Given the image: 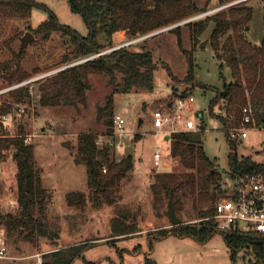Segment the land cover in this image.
I'll return each mask as SVG.
<instances>
[{
    "label": "rangeland",
    "instance_id": "rangeland-1",
    "mask_svg": "<svg viewBox=\"0 0 264 264\" xmlns=\"http://www.w3.org/2000/svg\"><path fill=\"white\" fill-rule=\"evenodd\" d=\"M36 1L54 11L61 23L83 36L87 35V28L82 18L70 12L67 0ZM197 2L200 7L208 6L200 13L171 25L203 15L228 3H218V0H197ZM236 5L253 8L251 20L239 26L236 33L251 45H259L263 37L262 0H248ZM229 7L232 6L212 11L211 14L227 11ZM207 15L179 25V29L171 30L176 26L135 42L137 45L132 49L146 45L157 63V68L153 72V89L135 90L116 97L113 115L120 116L124 124L120 133L115 129L117 131L115 135L112 134L113 121L108 126L104 118L100 117L99 108L104 105L110 93L108 79L102 74L91 72L87 74L83 98L73 97L50 106L39 103L40 85L69 65L71 62L67 59L72 57V46L68 37L63 36L59 31L40 27L47 14L43 10L33 9L26 17L0 15V106L10 105L9 112L4 114L7 119L2 118L4 123L0 133L15 137L19 129L23 128L25 136H29L28 143L33 147L40 185L42 188H47L51 195L45 210V221L50 229L58 232L56 241H61L62 246H69L92 238H100L83 251V257L87 261L95 264H259L254 258L252 248L236 251L234 261L231 262L229 249L220 232L214 233L203 244L190 236L180 237L169 234L165 237H156L160 232L175 226L171 225L166 214L168 202L163 197L158 201L155 200L150 183L155 173H180L183 169L171 158L170 150L174 133L165 139L164 134L156 131L153 126L154 111L166 110L168 103H173L181 96L193 95L195 113L185 114L197 123L198 131L194 133L201 135L200 142L206 155L215 161L217 170L221 173L222 190L217 192V200L228 195L234 184L229 175V146L221 122L217 119L218 115H224L223 107L226 102L219 100L213 108V113L209 115L208 106L214 92L193 85L201 83L206 88L221 90L224 82L233 81L231 68L222 59L228 55L224 54L222 48L227 34L220 37L217 51H214L211 45L212 22H208L204 32L196 39L191 37V25L205 20ZM26 32L33 33L34 40L22 49L20 57V38ZM228 33L234 38L235 34L232 30ZM99 41L106 43L107 39L100 35ZM128 41L131 39L127 31L116 32L111 40L113 45ZM187 52L192 55L194 83L184 80L189 67ZM16 61L28 77L22 81L10 82L7 75L15 71ZM35 77L41 78L27 84L30 101L15 103L12 94L16 89L26 86L18 85ZM262 111L263 109L260 108L258 114L260 115ZM201 118L204 123L202 127H200ZM242 129H247L245 138L237 136ZM86 132L93 133L97 139L98 136L103 137L97 144L99 147L104 146L108 139L121 143L122 148L112 146L111 156L119 161L130 155L133 163L132 169L119 186L109 190L97 204H94L90 197L86 169L79 161V137ZM234 133L233 138L239 142L237 154L251 156L253 160L264 165V123L259 124L257 116L249 124L242 123L241 119ZM155 151L165 157L169 165L164 164L165 160L158 166L154 165ZM13 152L14 149L9 148L0 158V175L6 181V188L2 189L7 194H10L7 188L12 186L9 168L16 169ZM140 164H142L141 172L137 170ZM73 190L76 194L68 199V193ZM82 193L84 196H77ZM14 207L17 208L16 200L8 202L5 209L13 212ZM117 214L134 215L137 231L123 237H112L110 219ZM176 215L184 224L200 221L186 205L176 210ZM210 219L209 217L208 220ZM63 232L67 234L66 240L61 237ZM68 235H71L70 240ZM15 237L13 235L7 237L4 228L0 227V239L6 247L7 256L0 259V264H42L43 261L50 259L44 254L47 248L41 249L39 241L30 242L18 237L15 242ZM40 240L51 243L48 238H40ZM71 264L85 263L79 257Z\"/></svg>",
    "mask_w": 264,
    "mask_h": 264
},
{
    "label": "trees",
    "instance_id": "trees-1",
    "mask_svg": "<svg viewBox=\"0 0 264 264\" xmlns=\"http://www.w3.org/2000/svg\"><path fill=\"white\" fill-rule=\"evenodd\" d=\"M230 1L232 0H218V3ZM262 2L263 37L259 45H251L236 33L239 26L251 20L253 14L251 6L235 5L224 12L210 13L205 20L191 25L192 29H190L191 37L196 39L204 32L208 22H212L213 29L210 37L214 51L219 49L220 37L227 34L222 48L224 54L233 56L230 62H226L231 68L233 81L224 82L221 90L194 83L192 55L189 52L186 54L189 67L184 80L193 82L194 87L211 89L214 92L208 106L209 115L213 113V108L219 100L226 102L223 107L224 115H218L217 119L221 122V128L229 146L228 167L232 179L247 172H264V165L253 160L251 156L237 154L239 142L231 137V131L241 123L240 112L245 104L258 105L259 108L264 109V0ZM67 3L70 12L82 18L87 28V35L83 36L61 23L54 11L36 0H0V15L26 17L33 9L43 10L47 17L40 23V27L59 31L63 36L68 37L72 46V57L67 60L73 63L112 47L111 40L116 32L127 31V35L132 40L189 18L208 6L200 7L197 0H67ZM179 27L171 30L179 29ZM230 30L235 34L234 38L228 33ZM100 35L107 39V45L99 41ZM136 45L137 43L128 44L61 69L57 75L46 79L40 85L39 103L50 106L73 97L83 98L87 74L89 72L102 74L108 79L110 93L104 105L99 108V112L100 117L102 116L105 123L110 126L117 96L135 90L151 91L153 89V72L157 68V63L146 45L132 49ZM22 51L20 49V57ZM14 65L15 71L7 75L10 82L22 81L28 77L18 61ZM28 89L29 85L16 89L12 94L14 102L30 101ZM9 107L10 105L0 106V132L4 123L2 117L9 112ZM256 116L259 124H263L264 121H260V115ZM202 123L203 118H201L200 127ZM0 135V158L9 148L14 149L18 203V210L14 214H3L0 211V227L4 228L7 237L16 236L15 242L18 237H23L30 242L38 243L40 238H48L55 243L58 232L50 229L45 221V210L51 195L40 185L33 147L25 141L24 129L20 128L15 137L1 133ZM194 135V132L173 134L171 158L176 160L183 170L180 173H155L150 187L155 200L158 201L162 197L167 202L172 200L175 211L186 205L200 220L192 224L182 222L170 230L160 232L156 237H165L169 234L180 237L190 236L203 244L216 233L214 222L208 218L214 214L216 194L222 190L221 173L217 170L215 161L206 155L202 142L193 141ZM96 139L93 133L86 132L80 135L78 145L79 161L85 166L87 186L94 204H97L109 190L118 187L133 167L130 155L116 161L111 156L113 147L109 144L99 147ZM73 194L76 193H70L67 198L69 199ZM77 196L81 197L84 194ZM134 218L132 214L113 216L110 219L111 236L123 237L135 233L137 223ZM222 235L229 249L231 262L234 261L236 251L252 248L256 262L264 264V235L255 236L236 232ZM90 244L93 243L85 241L49 252L45 255L50 259L43 261L42 264H71L79 257L85 264H95L83 257V251Z\"/></svg>",
    "mask_w": 264,
    "mask_h": 264
},
{
    "label": "built area",
    "instance_id": "built-area-1",
    "mask_svg": "<svg viewBox=\"0 0 264 264\" xmlns=\"http://www.w3.org/2000/svg\"><path fill=\"white\" fill-rule=\"evenodd\" d=\"M248 0H232L227 4L213 9L216 11L221 8L228 6H233L236 4H241ZM212 11L203 13V15H197L191 19H186L180 23L170 25L164 29L157 30L155 32H162L164 30H169L173 27L185 24L191 20H195L206 14L211 13ZM153 32V33H155ZM152 33L137 37L131 41H128L124 44L113 45L110 48L103 50L95 55L85 57L81 60L75 61L70 65H76L78 63L89 60L98 55L104 54L116 48L135 43L141 39H144L150 36ZM64 68V67H63ZM44 77V76H41ZM41 77H35L29 79L18 86L27 85L35 82ZM16 86V87H18ZM12 89V88H11ZM194 97L189 94L187 96H181L177 98L173 103H168L166 105L167 109L156 110L153 113V126L156 128V131L160 134L170 135L176 132H197V123L189 116H186V112L195 113L193 109ZM259 106L253 104H247L242 108V123L249 124L253 121L254 117L259 113ZM4 120L7 119V116L2 117ZM124 120L120 116H114L113 119V131L112 134H116V130L121 132L123 128ZM200 129V128H199ZM236 129L231 131V137H235ZM237 136L241 138L247 137V129H242ZM31 137V136H30ZM102 136H98L97 144L101 142ZM30 138L25 136V141L28 143ZM116 143V144H115ZM110 146L115 145L117 148H122V144L119 142H114L112 139H108L107 143ZM165 160L159 152L155 151L154 153V165L158 166L162 161ZM165 165H169L168 161L165 160ZM233 188L228 195L221 197L215 203L214 214L210 217L214 222V229L216 232L222 234L227 233H239V234H250L255 236L264 235V172H251L243 173L236 176L233 179ZM2 244V240L0 239ZM6 247L4 244L0 245V259L5 258ZM40 262V261H39Z\"/></svg>",
    "mask_w": 264,
    "mask_h": 264
},
{
    "label": "crops",
    "instance_id": "crops-1",
    "mask_svg": "<svg viewBox=\"0 0 264 264\" xmlns=\"http://www.w3.org/2000/svg\"><path fill=\"white\" fill-rule=\"evenodd\" d=\"M165 139H168V135L167 134H165ZM13 158H14V155H13ZM16 165V164H15ZM141 169H142V164H140V166L138 167V171L139 172H141ZM9 170H10V174H11V180H12V186H9L7 189L10 191V194H7L2 188L4 187V188H6V181H5V179L0 175V187H1V189H0V211L2 212V211H5L6 213H4V212H2L3 214H7V213H12V214H14V213H16L17 212V210H18V203H17V208L16 207H14L13 209H14V211L13 212H9V210H6L5 209V207L7 206V203L8 202H11V201H14V200H16L17 201V182H16V172H17V167H16V169H15V167H10L9 168ZM16 182V183H15ZM43 189H45V190H47L48 191V189L47 188H44L43 187ZM73 192H75L74 190L73 191H70L68 194H70V193H73ZM80 192V191H79ZM67 234L66 233H62V235H61V237L64 239L65 238V240H66V238H67V236H66ZM68 237H69V239L68 240H70V238H71V235H68ZM100 238H92L91 240H88V242H92L93 244L97 241V240H99ZM85 242V241H84ZM83 242V243H84ZM39 244H40V248L42 249L43 247H46L47 249L45 250L46 251V253H44V254H47V253H49V252H52V251H55V250H57V249H60V248H64V247H68V246H62V242L61 241H56L55 243H53L52 244V242L51 243H49V242H47L46 240H40L39 239ZM48 244H50L51 246H48ZM75 244H77V243H75ZM75 244H70L69 246H71V245H75ZM5 258H7V256L5 257ZM12 258V257H11ZM8 259H10V258H8ZM19 260L21 259V258H18Z\"/></svg>",
    "mask_w": 264,
    "mask_h": 264
},
{
    "label": "water",
    "instance_id": "water-1",
    "mask_svg": "<svg viewBox=\"0 0 264 264\" xmlns=\"http://www.w3.org/2000/svg\"><path fill=\"white\" fill-rule=\"evenodd\" d=\"M156 33H160V32H155L152 33L151 35H154ZM34 40V35L31 32H26L21 38H20V48L24 49L27 47V45L32 42ZM232 59V55H226L223 57V61L225 62H230ZM72 66V65H70ZM66 68V66L64 67ZM63 69V68H62ZM260 121H264V109L263 111L260 113ZM193 141L195 142H200L201 141V135L200 134H195L193 136ZM166 214L168 216V219L171 223L172 226H177L181 224V220L180 218L176 215V211L173 205L172 200L168 201V206H167V211Z\"/></svg>",
    "mask_w": 264,
    "mask_h": 264
}]
</instances>
